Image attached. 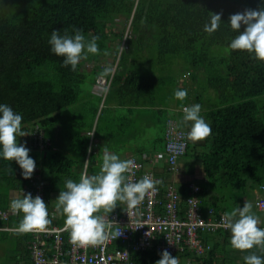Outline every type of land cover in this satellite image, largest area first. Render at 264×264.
I'll return each instance as SVG.
<instances>
[{
    "label": "trees",
    "instance_id": "1",
    "mask_svg": "<svg viewBox=\"0 0 264 264\" xmlns=\"http://www.w3.org/2000/svg\"><path fill=\"white\" fill-rule=\"evenodd\" d=\"M262 6L264 0H138L137 5L132 0H0V104L9 105L23 117L21 127L27 136L18 137L19 144L28 145L36 124L51 141L48 150L29 149L39 168L32 175L45 177L47 204L55 198L52 193L59 194V181L80 179L87 157L89 168L96 162L89 151L90 136L82 133L91 131L102 102L109 103L114 97L121 98L132 114L133 108L146 109L149 115L134 116L149 122L164 143L170 120L189 132L183 125L182 106L200 104V115L211 125L212 133L197 142L187 137L188 150L181 158L196 159L228 203L237 196L235 191L242 195L248 188L264 185V62L228 48L238 34L231 29L229 17ZM209 13H222L220 27L211 35L203 30ZM74 28L82 29L86 38L99 37L100 54H89L72 71L70 65H63L64 57L51 52L49 39L53 30L74 35ZM102 57H112V67L116 65L107 76L112 81L106 96L91 92L103 71L97 66ZM85 65L94 66L88 71ZM91 72L95 79L89 83ZM177 83L179 90L187 91L184 101L174 96ZM160 94L167 95L168 101ZM82 112H92L90 126L80 121L86 117ZM108 112L102 107L96 125L106 139L114 126L107 131L101 128L100 117ZM30 182L15 161L0 156V210L11 209V194ZM199 195L203 197L202 187ZM208 210L219 217L226 209L214 201ZM21 219L22 213L6 220L0 217V227H17ZM219 231H200L209 246L202 256L185 252L173 257L179 264H232V260L222 259L224 249L219 243L206 241L222 233ZM7 233L0 230V234ZM25 236L29 264H35L29 250L32 236ZM160 258L161 252L155 250L132 256L135 264H155Z\"/></svg>",
    "mask_w": 264,
    "mask_h": 264
},
{
    "label": "clouds",
    "instance_id": "2",
    "mask_svg": "<svg viewBox=\"0 0 264 264\" xmlns=\"http://www.w3.org/2000/svg\"><path fill=\"white\" fill-rule=\"evenodd\" d=\"M209 16L210 20L204 25L203 30L211 35L219 29L222 13H209ZM229 20L231 29L238 34L232 38L228 48L232 51L247 52L256 60L264 62V6L258 10L245 9L243 12L232 14ZM242 25L245 26L244 31L240 32ZM73 32L74 35H69L67 31L62 35L61 31L53 30L49 44L52 53L64 57L63 65L65 67L70 65L71 70L75 71L82 60L88 59L89 54L99 55L100 49L97 44L99 37L86 38L82 29L74 28ZM121 50L125 51L122 47ZM103 54L108 55L107 52ZM111 72V66H106L100 76L106 77ZM174 96L177 100L184 101L187 91L176 90ZM182 111L183 121L191 122L187 134L189 140L202 141L211 135V125L200 115V104L182 106ZM22 119V115L14 112L9 105L0 104V156L7 161H15L22 169L24 179H30L36 164L29 155L30 150L18 143V137L27 136L21 127ZM103 152L100 171L91 176L84 174L78 182L66 180L65 190H61L55 200L56 212L65 217L64 230L69 232L71 242L79 246L104 243L110 235L113 239L118 238L121 232H110L115 223L98 213L101 209L112 212L118 201L135 208L150 190L155 191L156 184L159 183L147 175L139 181L130 182L125 174L130 173L135 167L134 161L121 160L118 155L110 153L106 148ZM10 207L16 214L22 213L18 226L10 227L13 228L10 233L43 232L51 224L48 205L40 196L33 198L31 193H23L22 197L12 199ZM225 216L227 228L231 232L232 248L249 253L243 258L245 264H264V255L251 251L256 248L259 253H264V227L259 226L261 220L254 213L253 204L246 200L242 208L237 207L225 213ZM52 264H56V261ZM155 264H179V260L164 250Z\"/></svg>",
    "mask_w": 264,
    "mask_h": 264
},
{
    "label": "built area",
    "instance_id": "3",
    "mask_svg": "<svg viewBox=\"0 0 264 264\" xmlns=\"http://www.w3.org/2000/svg\"><path fill=\"white\" fill-rule=\"evenodd\" d=\"M135 1L136 5L138 0ZM130 33H126V38ZM116 65L114 66V70ZM112 78L98 77L94 85L93 92L106 96L111 85ZM188 133L178 127L177 122L170 120L167 124L165 156L170 169L177 171V164L188 150ZM93 136V134H92ZM28 149L35 151L48 150L51 145L50 139L46 136L45 130L39 124L34 125L29 134ZM133 160L135 167L125 176L130 182H136L145 175L154 180L152 172L144 171V163L137 158ZM87 164L83 168L82 175L87 174ZM39 168H35L38 170ZM45 177L39 173L31 177L28 186L21 190V193H31L33 198L40 196L46 202L44 194ZM264 192V185L260 186ZM158 188L155 191H149L143 201L135 208L126 207L122 213L113 212L104 215L113 224L110 229L111 233L121 232V235L109 239L104 243L95 246H79L73 244L68 231L64 230V225H56L51 220L47 230L43 232H31L32 239L29 242V250L32 253V259L35 264H135L132 259V253H141L144 251L155 250L163 252L167 250L172 256L184 252L203 253L206 248V242L200 237V231L208 230L216 232L218 230H230L227 228V219L225 213H220L219 217L214 216L212 210L209 214L203 216L199 210L196 201L191 202L189 215L185 219H179L174 208H169L164 213L156 210ZM172 200L175 196L170 193ZM175 202V201H174ZM256 205L264 211V197L256 199ZM10 215H18L9 210H0V217L4 220ZM202 221V222H201ZM264 227V225H259ZM13 231V228L4 227L0 230Z\"/></svg>",
    "mask_w": 264,
    "mask_h": 264
},
{
    "label": "crops",
    "instance_id": "4",
    "mask_svg": "<svg viewBox=\"0 0 264 264\" xmlns=\"http://www.w3.org/2000/svg\"><path fill=\"white\" fill-rule=\"evenodd\" d=\"M113 62L114 59L112 57H102L97 66L103 67L101 70H104L106 66H111V68H113ZM93 66L94 65H85L84 67L88 68V71H91ZM99 76L100 74L96 77V79H98ZM93 87L94 85L92 86L91 92L93 91ZM114 98L109 103L102 102L100 106H105L109 111L107 114L105 113L106 115L102 114L100 119L108 118V126H114L113 129L117 128L109 132V138L106 139L104 133H98L96 131L97 118H95L96 122L95 119L93 121V127L91 131L82 133L90 136L91 151L95 155L96 160V162H94L89 168V158H86V163L84 166L87 164V175H93L91 174L90 169H92L94 172L97 171V173L100 171L102 157L104 154L103 149L106 148L110 153L118 155L121 160H129L132 157L137 158L142 163H144V171L153 173L154 180L159 182L156 184L158 188V194L156 197L158 203L155 210L159 211V213H164V211H168L170 207H175V211H177V217L179 219H185L189 215L191 202L193 201L198 203L199 210L203 216L209 214L210 210H208V208L210 207V204H213L214 201L218 202L219 204L221 203L222 207L226 209L222 212L227 213L231 212L237 207L242 208L245 201L247 200L253 204V211L261 220L260 225H264V211L260 210L256 205V199L258 197H264V193H262L259 188L254 190L248 188L247 193L242 195H240L238 191H235L234 193L237 196H233L232 200L228 203L225 201V195H222V192L218 190V186L211 185L212 183L204 174L200 163L196 160H192L193 158H181L177 165L178 170L172 171L166 161V143L159 140V137L161 136L160 132L156 131L154 133V137L149 139L147 146L141 144V139L145 137L147 131L150 129L154 130V128L153 126L149 125V122L147 123L146 121H143L140 118L141 116H137V118L136 115L134 116V114L138 113L139 115H147V110L144 108H133L134 113L132 114L130 113V110H132L130 107L123 106V103H121V98ZM170 107L174 108V103ZM113 115H115L114 118H112ZM114 122H117V124L114 125ZM183 125L190 131L191 122L183 121ZM108 126L105 128L106 131L109 129ZM101 128L104 127L101 126ZM140 152H142V154ZM201 187L203 190V197H199ZM204 188L206 191H204ZM170 193L175 196V202L172 200ZM22 195L23 194L20 192H13L11 194V200L17 196L22 197ZM58 196L59 194L55 192L52 193L51 197L55 198H52V200L47 205L49 206V218L56 225L62 226L64 225L65 217L57 213L55 208V200L58 198ZM169 205H172L173 207ZM125 207L126 203L122 205L118 201L113 211H124ZM98 214L104 216L108 215L109 213L101 209ZM219 232L222 233L209 236V239L206 241L215 245L219 243V247L224 249L225 256L222 257V259L232 260L235 264H245L243 258L249 253L241 252L232 248L230 243V230H221ZM26 238L27 237L25 234L17 232L10 234H0V264H29L30 257L27 249ZM7 241L13 243L12 248L9 251H5L3 249V244ZM251 251L257 252L259 255L263 254L259 253L258 249L256 248L252 249ZM133 254L136 253H132V256ZM188 263L190 264V262Z\"/></svg>",
    "mask_w": 264,
    "mask_h": 264
},
{
    "label": "rangeland",
    "instance_id": "5",
    "mask_svg": "<svg viewBox=\"0 0 264 264\" xmlns=\"http://www.w3.org/2000/svg\"><path fill=\"white\" fill-rule=\"evenodd\" d=\"M128 28L130 29V26H128ZM95 77V75L93 74V72H91L90 74H89V77H88V81L87 82H91V79L93 80V79H95L94 78ZM85 86H88V84H86ZM180 87L181 86H179L178 85V83H177V86L175 85L174 86V88H173V90L174 91H176V90H179L180 89ZM194 89H195V87H194ZM197 89H198V86H197ZM160 97H161V99H163L164 101H168V99H167V95H163V94H160L159 95ZM102 109V107H100V110ZM99 110V113L97 114V119L99 118V116H100V113H101V111ZM126 112V111H125ZM82 113H84V112H82ZM127 113V112H126ZM85 115H86V117H84L85 118V120H80L81 122H84V123H86L88 126H90L91 125V122H92V115H90V114H92V112H87V113H84ZM115 117V115H113L112 116V118H114ZM108 121H109V119L108 118H101V120H100V127L101 126H103L104 128H107V126H108ZM95 122H96V119H95ZM94 122V123H95ZM114 125H116L117 124V122H114L113 123ZM113 129V128H112ZM115 129H117V128H115ZM115 129H113V130H115ZM157 130H152V129H150V130H148L147 131V134L145 135V137H143L142 139H141V144L142 145H148V143H149V139L151 138V137H154V133L156 132ZM139 142V141H138ZM192 160H196V159H192ZM75 171V173H76V169L74 170ZM68 179H70V178H64L63 180H61V181H59L58 183H57V190L58 191H61V190H65V181L66 180H68ZM74 181H76V182H78L79 181V179H76V180H74ZM12 244L13 243H11V242H9V241H7V242H5L4 244H3V249L5 250V251H9L11 248H12ZM5 246V247H4ZM189 264V263H188Z\"/></svg>",
    "mask_w": 264,
    "mask_h": 264
},
{
    "label": "bare ground",
    "instance_id": "6",
    "mask_svg": "<svg viewBox=\"0 0 264 264\" xmlns=\"http://www.w3.org/2000/svg\"><path fill=\"white\" fill-rule=\"evenodd\" d=\"M193 253L196 254V255H198V256H202L203 254L206 253V251H204L203 253H196V252H193ZM180 254H183V253H180ZM180 254H177V255H180ZM262 255H264V253Z\"/></svg>",
    "mask_w": 264,
    "mask_h": 264
}]
</instances>
